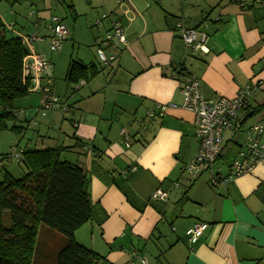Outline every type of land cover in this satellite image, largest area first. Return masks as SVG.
<instances>
[{"label": "crops", "instance_id": "1", "mask_svg": "<svg viewBox=\"0 0 264 264\" xmlns=\"http://www.w3.org/2000/svg\"><path fill=\"white\" fill-rule=\"evenodd\" d=\"M7 2L0 0V16L15 28L18 22L4 21L7 13L1 7ZM70 3L76 22L78 5ZM87 4L109 14L92 44L94 53L70 59L94 64L93 74L77 90V83L67 80L70 61L60 71L59 56L51 60L48 54L51 21L41 25L36 20L34 30L26 31L42 37L35 40L34 51L49 57L52 91L67 110L58 106L43 115L45 98L39 91L16 99L15 120L11 125L7 121V130L15 126L18 135L11 132L9 152L59 148L62 160L86 171L94 216L74 236L103 256L106 264H264V162L225 186L212 185L206 172L197 178L185 172L198 151L199 138L194 113L183 106L181 91L194 77L200 79L205 97L232 98L252 86L249 106L240 113L239 126L224 133L215 163L228 174L245 150L246 131L264 125V108L253 110L264 102V7L242 8L234 0H87ZM114 19L124 28L127 43L106 49L114 58L105 66L97 48ZM179 19L209 36L208 52L190 51L177 30ZM71 37L75 39V32ZM160 105H166L163 115L146 118ZM10 163L0 167L6 165L16 176L24 174L20 163L14 168ZM158 188L168 192L166 200L151 198ZM198 222L208 226L191 243L186 232ZM58 234L41 226L37 254L42 263L55 264V253L64 242Z\"/></svg>", "mask_w": 264, "mask_h": 264}, {"label": "trees", "instance_id": "2", "mask_svg": "<svg viewBox=\"0 0 264 264\" xmlns=\"http://www.w3.org/2000/svg\"><path fill=\"white\" fill-rule=\"evenodd\" d=\"M68 7L73 10V4ZM24 35L30 34L5 25L0 16V130L8 128L7 121L15 120V100L30 92L29 81H23L24 58L31 52ZM92 68L94 64L71 60L67 80L87 81ZM262 108L264 102L253 110ZM11 128L17 131L15 126ZM22 153L18 163L24 166L23 175H14L6 165L0 167V264H46L37 254L41 226L65 236L55 253V264H106L103 256L74 236L94 216L86 171L62 160L59 148ZM8 156H0V165Z\"/></svg>", "mask_w": 264, "mask_h": 264}, {"label": "built area", "instance_id": "3", "mask_svg": "<svg viewBox=\"0 0 264 264\" xmlns=\"http://www.w3.org/2000/svg\"><path fill=\"white\" fill-rule=\"evenodd\" d=\"M234 1H238L242 8H249L251 6L264 7V0ZM107 18L108 14H103L102 17L96 20L95 24L101 25L104 19ZM176 27L191 52H208L206 42L209 36L207 34L201 33L192 25L186 24L183 19L178 20ZM51 30L50 51L58 53L61 51L63 43L70 38L71 32L63 18L57 15L51 18ZM23 40L31 49L30 54L24 58L23 62V81L24 84H27V80L29 81L27 84L28 91H39L44 94L43 115L47 111L56 109L58 106L66 111L67 106L63 100L52 91L53 76L51 62L45 55L34 51L35 40H42V37L24 35ZM126 43L127 39L124 28L118 20L114 19L110 30L97 48V54L101 63L108 66L114 58L113 54L108 55L106 53L107 48L117 46L118 44L125 45ZM85 84L86 80L80 79L77 85H75V89L77 90ZM181 91L184 96L183 106L194 113L196 135L199 138L198 151L195 157L185 165V172L193 178H197L206 172L212 185L225 186L234 178L251 172L256 165L264 162V140L262 139L264 125L256 124L246 131L247 143L245 150L240 153L239 158L234 160L230 172L224 174L215 168V163L223 149L224 133L232 127L239 126V115L242 110L249 106V100L253 92L251 85H247L241 89L238 95L232 98L224 96L205 97L202 93L200 79L194 77L183 84ZM165 111L166 105H160L158 109L150 110L146 118L163 115ZM143 120L142 122H144ZM143 126L146 127V124ZM121 133L126 139V144L129 145L128 132L123 128ZM13 160L17 162L22 161L23 153L20 151L11 152L6 161L11 162ZM167 197L168 192L165 189L158 188L153 191L151 198L154 200H166ZM207 226L205 222H198L191 226L186 232L189 242L195 243Z\"/></svg>", "mask_w": 264, "mask_h": 264}, {"label": "rangeland", "instance_id": "4", "mask_svg": "<svg viewBox=\"0 0 264 264\" xmlns=\"http://www.w3.org/2000/svg\"><path fill=\"white\" fill-rule=\"evenodd\" d=\"M74 2L75 4L77 3L78 10L80 12L76 19V22L73 21L71 12L68 8L69 0H10V2H7L6 4L3 3L1 8H4V12L7 13L6 17L3 16L4 21L7 22L6 24H14L18 22L15 28L22 31L25 30V33H28L26 31L30 32L34 30L33 23L36 20L40 21L42 25L46 22L45 20H48L49 23L53 15L62 17L65 24L72 30V32H75V39H72V37L67 39L62 45V52L60 51V54L51 51V53L48 51V54L50 55L51 60L52 58L56 59V55L57 57L59 56V63H63V68H61L60 71H64V68H66L68 62L71 61V57H79L84 52L92 51L94 53L95 46L93 48L92 44H94L96 38H98V35L100 34L99 32L101 30L100 25L95 24V22L99 17H102L103 14H109L108 12H102V7H95L92 9L90 4H87V0H80V5L79 0H74ZM33 10L35 11V13L32 14L31 12ZM92 11L93 15L90 14ZM96 14L100 15L97 17ZM105 20L107 19H104V21ZM42 28L43 27H41V30L45 29ZM47 58L49 59V57ZM64 120L69 122L70 117H65ZM8 123L11 125L12 121H9ZM11 132L18 135L16 132L7 129L0 131V156L6 153L10 154L9 151ZM13 151L14 150H12L11 152ZM18 166L19 163L17 161H11L10 168ZM21 167L24 168L23 165H21ZM15 174L17 175L18 173ZM58 235H60L62 239L65 237L61 233H59Z\"/></svg>", "mask_w": 264, "mask_h": 264}, {"label": "water", "instance_id": "5", "mask_svg": "<svg viewBox=\"0 0 264 264\" xmlns=\"http://www.w3.org/2000/svg\"><path fill=\"white\" fill-rule=\"evenodd\" d=\"M251 114V113H250ZM246 117H244V119H245Z\"/></svg>", "mask_w": 264, "mask_h": 264}]
</instances>
